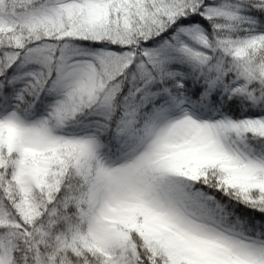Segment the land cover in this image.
I'll list each match as a JSON object with an SVG mask.
<instances>
[{
    "label": "snow or ice",
    "instance_id": "obj_1",
    "mask_svg": "<svg viewBox=\"0 0 264 264\" xmlns=\"http://www.w3.org/2000/svg\"><path fill=\"white\" fill-rule=\"evenodd\" d=\"M0 264H264V0H0Z\"/></svg>",
    "mask_w": 264,
    "mask_h": 264
}]
</instances>
